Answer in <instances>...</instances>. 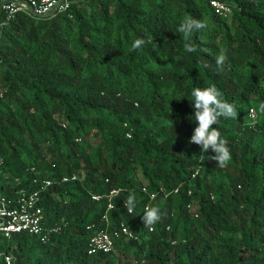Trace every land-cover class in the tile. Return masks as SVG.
<instances>
[{
	"label": "trees",
	"instance_id": "16d2710c",
	"mask_svg": "<svg viewBox=\"0 0 264 264\" xmlns=\"http://www.w3.org/2000/svg\"><path fill=\"white\" fill-rule=\"evenodd\" d=\"M221 1L230 13L210 0H79L6 21L0 7V193L55 181L41 202L48 240L0 236V264L6 253L16 264H264V116L249 126L264 102V0ZM186 15L208 25L193 53L176 31ZM136 38L156 45L130 52ZM210 85L239 114L214 125L231 151L225 168L189 143L191 91ZM146 206L161 211L151 232ZM122 224L134 238L88 253L96 232Z\"/></svg>",
	"mask_w": 264,
	"mask_h": 264
},
{
	"label": "built area",
	"instance_id": "2783aa9c",
	"mask_svg": "<svg viewBox=\"0 0 264 264\" xmlns=\"http://www.w3.org/2000/svg\"><path fill=\"white\" fill-rule=\"evenodd\" d=\"M79 0H5L1 8L6 12V21L15 18L18 13H24L30 17H53L57 13L71 8ZM212 7L222 14L230 13V7L221 0H210ZM251 117V112H250ZM78 179L77 175L64 176L62 181ZM38 182V180H36ZM39 186L32 192L24 190L18 192L15 197H9L0 193V236L10 239L16 233H27L35 235L46 242L50 231L45 226L44 209L41 204L42 194L55 184L54 179L45 178L38 182ZM144 191L146 189L144 188ZM178 191V190H176ZM118 190L111 191V195L117 194ZM156 194H151L155 197ZM99 199L100 195H93ZM191 205H189L190 207ZM109 207H112L110 204ZM107 218V215H105ZM134 238V232L125 224L113 232L108 228H101L89 241L88 253H109L115 250L117 241L121 238ZM6 264H16L15 257L11 254H4ZM138 264V262H135Z\"/></svg>",
	"mask_w": 264,
	"mask_h": 264
},
{
	"label": "clouds",
	"instance_id": "9594fccd",
	"mask_svg": "<svg viewBox=\"0 0 264 264\" xmlns=\"http://www.w3.org/2000/svg\"><path fill=\"white\" fill-rule=\"evenodd\" d=\"M207 27V22L204 20L194 18L191 15L183 17L176 31L182 34L185 52L193 53L198 51V45L193 42V36L195 33L202 32ZM146 44L156 45L153 43L152 38L147 40L144 38H136L131 43L129 51L136 52ZM204 51L207 50L204 49ZM226 60V50L221 48L219 54L215 56L217 67L223 68ZM201 67L206 68L208 65L203 64ZM189 100L193 102L191 106L195 110L194 114H190L189 119H193L196 122V127L189 139V143L200 145L202 152L205 153L211 149L214 155L208 158L216 161L217 167L219 168L227 167L232 159L228 141L222 137L220 130L214 125L219 123L221 117L237 119L239 114L236 105L225 100L223 93L215 85H210L205 88H193L191 91V99ZM250 112L252 123L249 126H253L256 122L257 114L264 116V102H260L257 106H254L250 109ZM137 202L135 192L130 191L124 200V207L127 209L128 214L131 215L135 211ZM161 218V211L158 206H146L142 216L144 228L149 232L154 231V226Z\"/></svg>",
	"mask_w": 264,
	"mask_h": 264
}]
</instances>
